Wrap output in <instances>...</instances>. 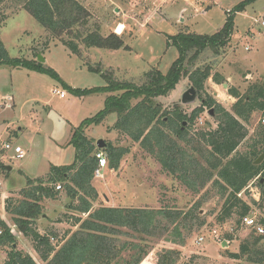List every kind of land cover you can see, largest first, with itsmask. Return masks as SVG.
I'll list each match as a JSON object with an SVG mask.
<instances>
[{
	"label": "rangeland",
	"instance_id": "obj_1",
	"mask_svg": "<svg viewBox=\"0 0 264 264\" xmlns=\"http://www.w3.org/2000/svg\"><path fill=\"white\" fill-rule=\"evenodd\" d=\"M78 1L91 13L90 30L96 29L103 35L114 32L122 38L124 47L109 50L81 45L79 53L73 54L50 37L49 32L25 9L23 0H0V40L8 55L34 58L59 75L55 78L46 71L0 63V163L10 166L9 171L0 168V217L11 227L18 248L30 254L36 264L45 263L33 250L30 239L15 231L4 211V199L11 191L24 187L27 178L43 177L53 166H66L74 160L75 150L69 144L71 130L102 110L107 95L101 91H88L106 84L101 73L88 69V65L100 68L104 73L111 72L115 80L137 84L143 73L151 68H157L162 74L168 72L178 57V50L171 43L173 36L180 32L213 34L231 15L233 32L225 49L217 57H212L209 50L199 57V65L212 64L211 73L222 77V81L216 83L210 76L204 84L205 92L226 110L232 111L237 97L230 94L231 89L238 90L243 96L252 84L264 80V25L260 24L264 21V0H254L240 11L235 10L240 0ZM118 24L122 25V31L117 32ZM39 54L43 61L38 59ZM189 87L188 79L182 78L167 95L157 97L160 111L178 107L190 112L199 106V97L191 103L181 102L182 93ZM54 89L63 90L65 96L59 97ZM8 97L10 101H7ZM213 117L204 110L193 124H182L181 128H186L187 139H192L194 148L197 145L194 135L216 126ZM263 119V111H254L249 120L243 122L248 133L237 148L239 152H244L257 131L264 127ZM116 120V113L112 112L102 122L85 130L87 137L102 138L128 150L118 169H109L105 165L99 168L98 175L95 172L91 184L97 191V198L93 207L112 205L187 212L188 215L180 221L182 236H175L171 227L163 230V220L155 236L145 238L149 251L142 261L146 260V264H153L165 248L178 250L176 264L192 257L196 264H243L228 258L225 252L238 251L239 242L248 237L252 229L239 227L232 240H226L223 246V233L231 227L228 223L216 224L215 218L224 197L212 181L197 192L188 189L180 180L163 171L154 155L139 142L133 141L121 128H114ZM162 120L166 121L167 117ZM161 127L175 138L173 132ZM4 142L19 145L24 157L15 158L12 150L3 148ZM179 144L183 145L182 142ZM246 189V193L239 194L240 198L247 202L250 198L259 199L257 181H250ZM59 191L55 198L43 203L44 214L37 220L40 232L50 230L61 236L66 230L77 228H71L66 221L67 216L76 214L67 208L70 199L64 190ZM251 209L257 212V218L264 217L257 206L251 205ZM82 217L86 215L82 214ZM200 220H204L201 225ZM211 229L218 231L222 241L210 234ZM200 235L204 240L197 243L195 238ZM169 238L183 240V243L167 242ZM4 259L5 251L2 250L0 264Z\"/></svg>",
	"mask_w": 264,
	"mask_h": 264
},
{
	"label": "trees",
	"instance_id": "obj_2",
	"mask_svg": "<svg viewBox=\"0 0 264 264\" xmlns=\"http://www.w3.org/2000/svg\"><path fill=\"white\" fill-rule=\"evenodd\" d=\"M25 9L32 17L61 45L71 53L78 54L81 45L116 50L124 47L123 40L114 32L103 35L98 30H90V11L78 0H23ZM254 0H240L235 10H243ZM3 17L2 19H4ZM1 21V19H0ZM233 32L232 16L226 17L225 23L210 35L195 33H178L172 37L178 50V57L168 72L162 74L157 68L143 73L139 83L115 80L111 72H102L100 68L88 69L101 73L106 81L104 86L89 89L106 93L105 106L94 116L85 118L71 130L69 144L74 147V160L66 166H53L43 177L27 178L26 185L4 199V211L15 231L29 238L32 248L45 264H140L148 254L146 237L155 236L162 229L171 227L175 236L181 235V222L188 215L181 210L164 208H130L122 206L100 205L93 207L97 191L91 182L98 169L95 154L101 150L106 156V166L118 169L126 148L107 143V148L98 149L95 139L87 137L85 130L96 125L112 112L117 120L114 128L124 131L130 138L154 155L161 169L174 176L184 185L197 192L208 182L218 188L224 201L216 215V224H230L231 231L223 233V240H232L238 231L243 216L251 213L255 205L264 214V158L260 164L253 162L264 153V127L246 145L244 152L237 148L247 137V122L251 113H264V82L252 84L243 96L238 90L231 89L230 94L237 97L233 110H226L204 90L206 80L211 76L216 83L222 81L218 74H212V64H200V55L211 51L217 57L227 46ZM0 63L13 66H26L46 71L59 78L51 67L44 66L36 59L10 57L0 40ZM187 78L199 97V106L190 112L178 107L160 111L157 97L165 96L182 79ZM66 85V84H65ZM74 92H76L74 90ZM117 92L116 94H110ZM212 109L216 126L201 130L194 135L195 148L187 139L183 122L189 125L199 119L204 110ZM164 114V115H163ZM167 117L166 121L162 117ZM161 126L175 134L172 138ZM148 131L145 133L144 131ZM182 142L183 145H180ZM6 171V166L0 163ZM7 175V174H6ZM263 179V181H261ZM257 181L259 199L250 198L249 202L238 194L246 193L250 181ZM61 188L70 199L67 208L76 216H67L73 231L66 230L61 236L52 231L40 232L37 220L44 214L43 203L53 199ZM14 194V195H13ZM82 214L86 215L85 218ZM192 217L200 219L199 216ZM264 226V217H258ZM200 220L199 224H203ZM125 237V239H122ZM173 244H182L183 240L166 239ZM5 251L2 264H36L30 254L18 248L17 238L10 226L0 217V252ZM226 256L238 263L264 264V233L256 234L252 230L248 237L238 244V251L225 252ZM178 250L163 249L153 264H176ZM146 264V260L142 261ZM181 264H196L192 257Z\"/></svg>",
	"mask_w": 264,
	"mask_h": 264
},
{
	"label": "built area",
	"instance_id": "obj_3",
	"mask_svg": "<svg viewBox=\"0 0 264 264\" xmlns=\"http://www.w3.org/2000/svg\"><path fill=\"white\" fill-rule=\"evenodd\" d=\"M260 24L263 26L264 21H261ZM246 49H247V47H246ZM54 93L59 95V97L65 96V92L63 90L54 89ZM10 100H11V98L8 97L7 101H10ZM6 106H10V104L6 103ZM263 121H264V119H263ZM3 148L6 150H12L15 158H17V159H21L24 157L23 150L19 145L12 146L8 142H4ZM95 156L98 159V166L99 167H98V169L95 170L96 174L98 175L99 174V168H102L106 165V156L101 150L97 151ZM55 188L57 190L61 189V184L60 183L55 184ZM256 200H258V199H256ZM241 224L245 227L251 228L252 230L255 231L256 234H263L264 233V226L261 223H259L258 218H257V212H255V211H251L250 214L243 216L241 219ZM231 230H232V228L229 229V231H231ZM210 234L213 235L215 238H217L218 241H222V240H220L219 233L217 230L211 229ZM195 240L197 243H199V242L204 240V237H203V235H200V236H197L195 238ZM223 241H226V240H223Z\"/></svg>",
	"mask_w": 264,
	"mask_h": 264
},
{
	"label": "water",
	"instance_id": "obj_4",
	"mask_svg": "<svg viewBox=\"0 0 264 264\" xmlns=\"http://www.w3.org/2000/svg\"><path fill=\"white\" fill-rule=\"evenodd\" d=\"M38 56V59L39 60H42L43 61V58H42V56L39 54V55H37ZM263 82H264V80H263ZM197 98V96H196V91H195V89H194V87H189V88H187L183 93H182V95H181V102L182 103H191V102H193L195 99ZM208 114H210V115H212V109L209 111V113ZM183 123H185V122H183ZM95 146L98 148V149H104V148H107V142H105L104 141V139H102V138H98L96 141H95ZM263 158H264V153H262V154H260L259 156H258V158L256 159V160H254V164L255 165H257V164H260L261 163V161L263 160ZM6 170H10V166L9 165H7L6 166ZM261 181H263V179L261 180ZM226 241H223L222 242V244H223V246H225L226 245Z\"/></svg>",
	"mask_w": 264,
	"mask_h": 264
},
{
	"label": "bare ground",
	"instance_id": "obj_5",
	"mask_svg": "<svg viewBox=\"0 0 264 264\" xmlns=\"http://www.w3.org/2000/svg\"><path fill=\"white\" fill-rule=\"evenodd\" d=\"M121 27H122V25L118 26V31L117 32H119L121 30Z\"/></svg>",
	"mask_w": 264,
	"mask_h": 264
},
{
	"label": "crops",
	"instance_id": "obj_6",
	"mask_svg": "<svg viewBox=\"0 0 264 264\" xmlns=\"http://www.w3.org/2000/svg\"><path fill=\"white\" fill-rule=\"evenodd\" d=\"M119 25V24H118ZM122 31V30H121ZM0 187H1V182H0ZM110 206H112V205H110Z\"/></svg>",
	"mask_w": 264,
	"mask_h": 264
}]
</instances>
